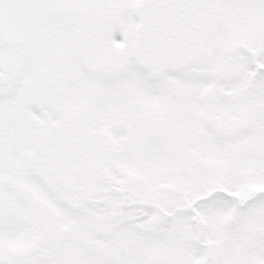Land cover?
I'll use <instances>...</instances> for the list:
<instances>
[{
  "label": "snow or ice",
  "instance_id": "obj_1",
  "mask_svg": "<svg viewBox=\"0 0 264 264\" xmlns=\"http://www.w3.org/2000/svg\"><path fill=\"white\" fill-rule=\"evenodd\" d=\"M0 264H264V0H0Z\"/></svg>",
  "mask_w": 264,
  "mask_h": 264
}]
</instances>
